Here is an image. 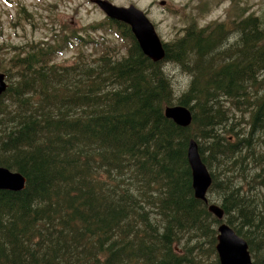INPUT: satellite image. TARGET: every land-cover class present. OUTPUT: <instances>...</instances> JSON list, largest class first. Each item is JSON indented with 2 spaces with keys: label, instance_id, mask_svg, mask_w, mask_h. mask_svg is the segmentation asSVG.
I'll return each instance as SVG.
<instances>
[{
  "label": "trees",
  "instance_id": "1",
  "mask_svg": "<svg viewBox=\"0 0 264 264\" xmlns=\"http://www.w3.org/2000/svg\"><path fill=\"white\" fill-rule=\"evenodd\" d=\"M244 9L161 42L163 61L190 74L176 97L162 59L147 56L124 22L106 20L128 38L126 52L105 46L92 66L82 54L51 61L65 33L0 43L18 77L1 66L0 167L25 180L0 188V264H220L222 222L264 264V169L253 181L238 174L264 163V152L253 155L264 150V15ZM222 40L233 54L220 57ZM172 106L189 110L187 125L166 116ZM190 140L211 178L206 202L194 194Z\"/></svg>",
  "mask_w": 264,
  "mask_h": 264
},
{
  "label": "rangeland",
  "instance_id": "2",
  "mask_svg": "<svg viewBox=\"0 0 264 264\" xmlns=\"http://www.w3.org/2000/svg\"><path fill=\"white\" fill-rule=\"evenodd\" d=\"M127 1L113 0L119 4ZM132 1H135L139 7L148 9L147 18L161 41L180 37L185 27L192 22H195L197 26H213L214 22L227 21L240 7L245 8L244 16L249 12L264 15V0H165V5H160L162 0ZM106 20L102 11L87 0H0V43L21 45L48 39L54 32L60 35L65 33L67 43L58 54L52 57L51 61L58 65L69 64L78 60V56L82 54L84 66H92L97 63L95 58L105 46H113L117 57H120L126 52L129 44L128 38L115 32L114 26L111 25L108 28ZM97 24H100L102 28L92 27ZM227 28L226 36L230 34L232 37L233 33L237 34L232 24ZM78 35L79 38L74 37ZM86 39L93 41L89 42ZM225 48L229 50L220 57L233 54L235 50L233 43L222 40L220 50ZM6 52L5 49L0 50V71L4 72L1 66L7 67L12 81H16L17 69L10 67L8 62L10 54ZM162 66L170 78L169 84L174 96L180 95L187 88L190 74L172 61H163ZM248 114L249 112L244 113L246 118L244 121H249ZM235 119L236 113L232 121L234 122ZM247 123L242 124L239 129H245ZM263 152L262 148L257 147L253 155L258 156ZM262 168L264 169V163H258L254 164V168L243 169L238 174H243L247 181H253L255 172H262ZM235 179L239 181L240 177L237 176ZM239 188L241 190V187ZM258 189V193L264 196V189Z\"/></svg>",
  "mask_w": 264,
  "mask_h": 264
},
{
  "label": "water",
  "instance_id": "3",
  "mask_svg": "<svg viewBox=\"0 0 264 264\" xmlns=\"http://www.w3.org/2000/svg\"><path fill=\"white\" fill-rule=\"evenodd\" d=\"M98 2H101V7L110 17L128 23L131 26V30L140 48L147 56L153 60L163 57L164 52L160 39L151 23L140 10L134 6L126 8L115 6L107 0H99ZM4 84L3 73L0 72V91L3 89ZM165 114L180 125H187L190 121V112L185 107H167ZM187 156L192 171V184L195 197L206 202V192L210 186L211 178L197 152V145L194 140L189 141ZM23 186V176L0 167V188L19 189L23 188ZM208 209L219 219L222 218L223 211L217 204H209ZM216 250L220 264H252L246 242L237 236L225 223H221L218 226Z\"/></svg>",
  "mask_w": 264,
  "mask_h": 264
},
{
  "label": "flooded vegetation",
  "instance_id": "4",
  "mask_svg": "<svg viewBox=\"0 0 264 264\" xmlns=\"http://www.w3.org/2000/svg\"><path fill=\"white\" fill-rule=\"evenodd\" d=\"M88 2H90V4H93V6H97L98 9L100 11H102V14H103V17L104 18H107L108 16L106 15L105 11L102 9V7L100 6V3L101 2H98L99 0H87ZM109 2L117 5V6H121V7H128L130 5H133L135 7H139L138 4L135 3V1H132V0H128L126 3H123V4H119V3H115L113 2V0H108ZM158 4H159V1H158ZM166 4V1L163 0V5ZM141 8V7H140ZM141 10L143 11V13L148 16V9L147 8H141Z\"/></svg>",
  "mask_w": 264,
  "mask_h": 264
},
{
  "label": "bare ground",
  "instance_id": "5",
  "mask_svg": "<svg viewBox=\"0 0 264 264\" xmlns=\"http://www.w3.org/2000/svg\"><path fill=\"white\" fill-rule=\"evenodd\" d=\"M20 174V173H19ZM21 175V174H20ZM22 176V175H21Z\"/></svg>",
  "mask_w": 264,
  "mask_h": 264
}]
</instances>
